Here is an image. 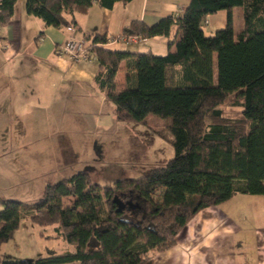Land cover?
Wrapping results in <instances>:
<instances>
[{"label": "trees", "instance_id": "trees-1", "mask_svg": "<svg viewBox=\"0 0 264 264\" xmlns=\"http://www.w3.org/2000/svg\"><path fill=\"white\" fill-rule=\"evenodd\" d=\"M132 1L27 0L26 12L47 27L68 30L76 29L74 14L95 3L112 9ZM17 2L0 0V26L11 22ZM234 8L243 17L237 36ZM220 12H228L225 27L206 36L205 23ZM123 36H174L164 56L96 48V83L116 106L117 120L144 124L149 115L167 120L174 158L111 187L80 171L48 185L34 204L2 201L0 250L29 220L40 228L56 227V237L75 251H50L35 261L0 257V264H154L151 253L174 247L199 212L236 195L264 196V0H190L181 15L152 27L133 21ZM87 39L107 42L98 35ZM123 62L127 86L119 90ZM231 96L247 127L223 116L220 107Z\"/></svg>", "mask_w": 264, "mask_h": 264}, {"label": "crops", "instance_id": "crops-1", "mask_svg": "<svg viewBox=\"0 0 264 264\" xmlns=\"http://www.w3.org/2000/svg\"><path fill=\"white\" fill-rule=\"evenodd\" d=\"M18 1L20 6L16 5L11 22L0 26V210L1 202L7 200L34 204L48 185L68 179L58 173V153L66 151L60 149V131L69 134L65 136L71 145L81 143L86 136L90 142L96 141L97 134L107 138L108 131L117 133L128 123L117 120L116 106L96 83L99 63L71 62L56 55L57 46L69 38L123 36L133 21L152 27L167 16L181 15L190 2L133 0L116 3L112 9L95 3L86 13L74 14L76 31L71 33L47 27L27 14V0ZM220 25H226L225 17ZM173 38L155 37L139 44L120 42L105 48L164 56ZM125 66L123 62L116 76L119 90L127 86ZM47 141H52L55 149L39 147ZM91 152L88 154L94 156ZM241 206L244 210L254 206L255 210L244 216ZM46 238L62 241L55 232ZM62 245L66 252L74 253L72 246ZM151 256L154 264H264V196L236 195L199 212L177 236L174 247Z\"/></svg>", "mask_w": 264, "mask_h": 264}, {"label": "rangeland", "instance_id": "rangeland-1", "mask_svg": "<svg viewBox=\"0 0 264 264\" xmlns=\"http://www.w3.org/2000/svg\"><path fill=\"white\" fill-rule=\"evenodd\" d=\"M19 6L20 1H18L17 8ZM227 14L228 12H224L214 19L210 18V25L208 23L204 26L206 36H212L225 27L221 26L220 22L223 17L227 20ZM232 14L237 36L243 29L241 8H234ZM238 104L235 97L231 96L220 107V110L225 118L243 122L247 127V123L242 119L241 108L238 107ZM107 133L109 135L107 138V135L99 137L97 134L96 141L90 142L91 138L86 136L81 143L77 141L71 145L67 139L68 136H65L69 135L67 132L60 131L59 136L55 135L61 140L60 149H66V151L58 153L61 154L58 162L60 177L69 178L84 171L91 175L93 182L103 187H111L119 180L144 177L153 169L165 167L174 158V148L170 142L169 122L157 116L149 115L144 124L132 121L123 123L122 129L117 133H114V130ZM93 134L94 130L90 132V135ZM113 134L114 136H112ZM48 142L50 143L48 144ZM55 142L58 141L55 140ZM68 146L72 150H68ZM39 147L55 149L52 141L44 142L43 146ZM91 151L95 153L94 156L88 154H92ZM232 202L235 203L236 199ZM65 203L69 204L70 200L66 199ZM241 210L243 213L245 212L244 216H248L249 212L254 211L255 208L246 206L244 210V206H241ZM29 224L23 222L13 239L1 247L0 257L3 260L35 261L40 257H47L50 251L57 254L66 252L62 245H67L66 243L46 238L47 235L54 234V227L44 229ZM237 226L243 229V226ZM237 231H239L238 227ZM45 235L46 237H44Z\"/></svg>", "mask_w": 264, "mask_h": 264}, {"label": "built area", "instance_id": "built-area-1", "mask_svg": "<svg viewBox=\"0 0 264 264\" xmlns=\"http://www.w3.org/2000/svg\"><path fill=\"white\" fill-rule=\"evenodd\" d=\"M208 21L205 25H208ZM68 31L74 33L75 28H68ZM146 39L139 36H118L113 39H107L105 44H96L93 40L88 39H75L69 38L65 43L57 46L56 55L62 58H67L74 63H83V62H98L99 58L96 53L97 47H106L109 45L117 43H126V44H139L140 42L145 41Z\"/></svg>", "mask_w": 264, "mask_h": 264}]
</instances>
